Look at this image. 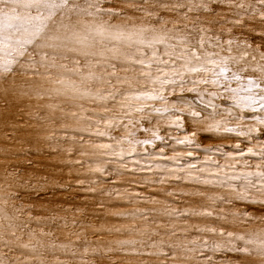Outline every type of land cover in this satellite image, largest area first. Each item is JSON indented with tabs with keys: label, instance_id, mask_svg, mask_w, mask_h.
<instances>
[{
	"label": "snow or ice",
	"instance_id": "obj_1",
	"mask_svg": "<svg viewBox=\"0 0 264 264\" xmlns=\"http://www.w3.org/2000/svg\"><path fill=\"white\" fill-rule=\"evenodd\" d=\"M66 2L0 0V5L13 3L28 12L6 25L0 9V57L15 60L16 50L31 42L17 37L28 21L37 19L32 11L40 18L55 15ZM125 2L131 6L134 0ZM160 7L174 10L176 17L149 10L147 15L160 21L158 28L148 21L99 25L89 33L88 40L100 45L94 59L105 61L109 84L98 94H84L104 109L85 117L92 131L79 133L100 144L103 159L94 161L97 167L90 175L111 169L139 176L132 181L137 193L158 184L181 185L160 195L186 197L187 207L160 212L208 222L197 230L202 241L185 244L187 264H256L254 254L264 264V230H235L264 224V0H161ZM96 11L120 16L111 0L107 8L101 0ZM10 70L11 64L0 63V71ZM59 142L53 135L47 150L55 152ZM21 155L33 153L29 149ZM27 165L32 167L30 159ZM23 172L21 167L15 175ZM56 177L46 171L28 173L24 194L30 207L25 211L33 210L32 195L40 201L49 193L86 187ZM126 243L136 247L138 242ZM0 264H8L4 254Z\"/></svg>",
	"mask_w": 264,
	"mask_h": 264
}]
</instances>
